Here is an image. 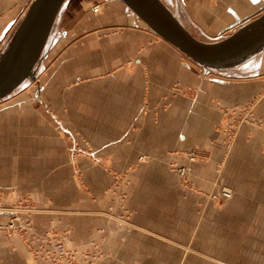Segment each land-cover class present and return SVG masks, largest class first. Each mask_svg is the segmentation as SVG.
I'll return each mask as SVG.
<instances>
[{"label":"crops","instance_id":"0c3cea01","mask_svg":"<svg viewBox=\"0 0 264 264\" xmlns=\"http://www.w3.org/2000/svg\"><path fill=\"white\" fill-rule=\"evenodd\" d=\"M31 1L0 0V52ZM163 1L204 42L227 36L239 26L233 24L264 9V0ZM43 62L37 108L0 114V201L10 205L14 191H28L39 234L65 229L82 246L106 235L112 254L110 240L127 237L125 224L110 231L109 217L86 211L108 210L118 195L113 177L132 178L125 187L132 203L138 185L148 187L141 180L167 171L175 151L204 144L212 153L194 164L191 179L201 190L214 189L222 106L245 102L264 85V50L240 64L206 68L122 0H66ZM259 108L264 115V103ZM66 176H74L71 183ZM8 216L0 211V220ZM48 248L0 231V264H45Z\"/></svg>","mask_w":264,"mask_h":264},{"label":"rangeland","instance_id":"374dc122","mask_svg":"<svg viewBox=\"0 0 264 264\" xmlns=\"http://www.w3.org/2000/svg\"><path fill=\"white\" fill-rule=\"evenodd\" d=\"M45 65L46 62L40 65L38 74ZM38 76L1 99L0 114L7 109L20 113L27 105L37 108ZM261 103L264 85L245 102L222 106V118L216 124L222 136V150L216 175L211 180V185L215 182L214 189L201 190L191 179L194 164L208 160L212 153L204 144L175 151V159L167 171L141 180L148 189L139 184L130 194L132 203H126L125 199L128 196L125 187L133 183L132 178L121 174L113 177L110 187L118 195L111 198L110 209L86 213L93 212L95 219L109 217L110 231L115 225L121 229V223L125 224L127 237L110 240L116 247L115 254L107 248L106 235H98L82 246L65 229L39 234L33 223V197L28 191H14L15 201L10 205L0 201V211L9 212L8 219L0 220V231L9 236L17 233L31 246L38 241L50 244L45 264H264ZM179 156H184L186 162L179 163ZM73 177L66 176L64 182L71 183ZM177 185L181 188L177 189ZM2 195L0 192V199ZM121 205L125 210L122 214Z\"/></svg>","mask_w":264,"mask_h":264},{"label":"water","instance_id":"95a60500","mask_svg":"<svg viewBox=\"0 0 264 264\" xmlns=\"http://www.w3.org/2000/svg\"><path fill=\"white\" fill-rule=\"evenodd\" d=\"M155 33L206 68L240 64L264 49V9L234 31L204 42L185 29L163 0H122ZM66 0H32L5 49L0 52V100L37 79L56 19Z\"/></svg>","mask_w":264,"mask_h":264}]
</instances>
